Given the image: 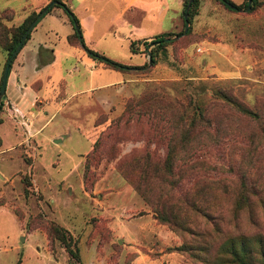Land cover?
<instances>
[{"label":"rangeland","instance_id":"rangeland-1","mask_svg":"<svg viewBox=\"0 0 264 264\" xmlns=\"http://www.w3.org/2000/svg\"><path fill=\"white\" fill-rule=\"evenodd\" d=\"M245 1L230 11L196 0L189 32L143 47L124 101L106 113L89 94L76 96L49 112L38 145L24 138L0 152V264H79L49 239L48 221L72 236L81 264H237L226 244L241 237L256 256L264 244V0L249 11ZM26 4L0 0V16L22 15L1 20V43L45 6ZM94 6L93 49L139 63L124 37L99 38L114 28L112 8ZM183 7L167 37L182 32Z\"/></svg>","mask_w":264,"mask_h":264},{"label":"crops","instance_id":"crops-1","mask_svg":"<svg viewBox=\"0 0 264 264\" xmlns=\"http://www.w3.org/2000/svg\"><path fill=\"white\" fill-rule=\"evenodd\" d=\"M50 1L27 0L26 6H44ZM62 1L77 17L84 43L90 49L94 47L93 32L95 25L99 23L94 4L99 3L101 6L102 3L103 6L105 4L112 8L110 27L115 28L111 30L105 26L99 38L108 37L109 41L117 43L118 38L124 37L128 46L131 41L151 39L176 30L183 7V0ZM240 1L234 2L238 4ZM26 6L19 10L23 11ZM2 9L5 8H0V11ZM13 20H22V15L15 16ZM73 33L74 27L60 7H53L31 30L8 73L0 111V152L24 144V138L28 146H31L29 138L38 145L35 137L53 118L52 115L46 118L49 112H58L76 96L89 94L100 109L108 113L112 103L119 104L132 94L129 86L131 72L110 68L89 56L83 47L68 41ZM136 48L141 51L143 45L137 42ZM132 55L140 58L139 63L129 64L132 69L143 66V52ZM3 67L0 64V79ZM17 128H21L22 138L16 143L8 144L6 136H20ZM83 133L87 136V132ZM61 139L54 138L53 141L58 143ZM91 148L92 142L90 150ZM86 153L80 154L79 165Z\"/></svg>","mask_w":264,"mask_h":264},{"label":"trees","instance_id":"trees-1","mask_svg":"<svg viewBox=\"0 0 264 264\" xmlns=\"http://www.w3.org/2000/svg\"><path fill=\"white\" fill-rule=\"evenodd\" d=\"M51 1H56V4H53L52 7H50L47 10L46 13H48L53 7H60L63 9L64 13L68 16L69 21L72 24V26L74 27V24L76 23L79 27L78 31L74 27L73 35L68 37V41L70 43H75V44L80 45L81 47H83L85 50L88 51L89 56L99 60L100 62H103L106 66H108L110 68L120 70V71H129L132 69L131 66H128L126 64H122V63H119V62L114 61L112 59H109V58L105 57L104 55L98 53L97 51H94L93 49L88 48L84 43L82 33H81V27H80L79 21H78L77 17L75 16V14L68 8V6L62 0H51ZM217 1L220 4H222L226 9H228L230 11H239L242 7L241 4H237L232 0H217ZM195 2H196V0H194V2L191 5L193 6L195 4ZM255 2H256V0H252L250 9L253 8ZM186 4H187V1L184 3L183 14H184ZM246 6H247V0L243 3V7L246 8ZM37 13L32 12L27 17H25L24 20L19 25H17L16 27H12L11 39L7 45H5L4 43H1V41H0V43L2 44V47L7 51V58L11 54V52L15 49V47L17 46L19 40L21 39L24 31L29 26V24L33 21V19L37 15ZM191 15H192V8L189 9L188 21H190ZM13 18H14L13 10H11V13L6 15V16H0V27L2 26V21H1L2 19L11 20ZM189 31H190V27H189L187 32H189ZM78 32H80L81 37H79ZM170 35H172V33H165L162 35L155 36L151 39H143V40H140L137 42L141 43L144 48L151 46V44L163 45V44H165V42L168 41V40H165L166 38H169L167 36H170ZM29 36H30V33L27 35V38L24 41L23 45L25 44V42L27 41ZM137 42L136 41L130 42L129 47H130V51L132 53H138V52L143 51V50L138 51V48H136ZM151 58H152V64H154L155 59H154L153 55H151ZM13 60H12V62H13ZM12 62H11V64H12ZM11 64H10V67H11ZM4 66H5V63H4ZM3 69H4V67H3ZM0 84H1V79H0ZM3 97L1 100V107L3 105ZM1 107H0V111H1ZM239 107H240L242 112L250 113V111L246 107H244V106L243 107L239 106ZM0 121H1V118H0ZM94 145H95V142L93 143V146H92L93 149H94ZM92 148H91V150H93ZM85 187L87 190L89 189L87 183H86ZM164 220H167V219L165 218ZM46 232H47L50 240L58 239L63 244V246H64L66 252L68 253V255L70 256V258L71 257L74 258L77 262H79V264H81L79 253H78V248L76 246H74L72 236L70 234H68V232L62 226H60L59 224H57L53 221H48L47 225H46ZM241 238L242 239H239L238 241H236V239H229V241L226 244V247H227L226 252H229V256L232 259L231 262H236L237 264H264V244L261 242L259 243L260 249H259V251L256 252V256H255L254 255L255 251L251 248L248 240L245 239L244 237H241Z\"/></svg>","mask_w":264,"mask_h":264},{"label":"water","instance_id":"water-1","mask_svg":"<svg viewBox=\"0 0 264 264\" xmlns=\"http://www.w3.org/2000/svg\"><path fill=\"white\" fill-rule=\"evenodd\" d=\"M193 0H188L185 10H184V14H183V19H184V27L183 30L180 34L175 35L174 37H169L166 38L165 40H172L175 38H179L183 35H185L189 29V21H188V13H189V8L191 6ZM251 3L252 0H247V6L244 9V11H249L250 7H251ZM53 4H56V1H51L49 2L46 6H44L35 16V18L33 19V21L29 24V26L26 28V30L24 31L21 39L19 40L17 46L15 47V49L11 52V54L8 56L6 62H5V66L3 69V73H2V77H1V84H0V107H1V100L2 97L4 96L5 93V88H6V82H7V77H8V73H9V69H10V64L12 62V60L14 59V57H16V55L18 54V52L20 51V49L22 48V45L24 43V41L27 38V35L31 32V30L33 29V27L36 25V23L42 18V16L47 12V10L52 7ZM75 29L78 31L79 27L78 25L75 23L74 24ZM79 37L80 36V32H78ZM86 52L88 53V51L86 50ZM147 57H148V64L147 67L150 66L152 64V58H151V52L149 50H147Z\"/></svg>","mask_w":264,"mask_h":264}]
</instances>
